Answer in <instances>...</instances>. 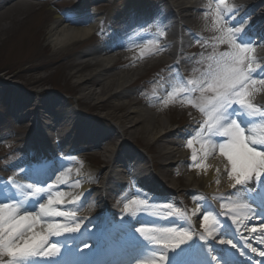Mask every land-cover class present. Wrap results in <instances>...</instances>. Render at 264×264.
I'll return each instance as SVG.
<instances>
[{
  "label": "rangeland",
  "instance_id": "374dc122",
  "mask_svg": "<svg viewBox=\"0 0 264 264\" xmlns=\"http://www.w3.org/2000/svg\"><path fill=\"white\" fill-rule=\"evenodd\" d=\"M75 1L58 0L50 4L51 2L47 0H36L38 4L31 6L28 11H18L14 8L0 16V174L9 175L15 165L33 160L38 161L42 159V155L55 161L72 150L77 156L86 153V156L80 158L82 162L90 165L92 170L100 169L99 178L91 181V186L93 185L94 188L101 184V179L105 177L104 172L109 167L105 165L119 150L118 154L125 161L128 160L127 155L131 157L132 152L139 153L143 163L139 162L135 167L140 171L143 170V175L155 176L161 181L165 175L156 167L154 156H157L158 152L161 154L162 145L163 149L167 146L172 147L171 142H184V139L180 137L181 133L187 132L193 122L205 120L204 114L199 111L201 107L206 108L200 93L192 98H188L186 94L182 97L173 94L176 93L175 86L183 84L179 77L186 75L190 82H196L192 85L199 84L204 77H207L210 70L221 67V63H218L221 58L220 54L232 51L227 44L219 42L217 39L219 32L213 30L212 20L215 11L196 16L194 14L189 20L183 22L185 26L181 32V39H184L185 43L180 49L176 45L169 48L168 50L172 52L171 57L163 55L162 58L158 56L149 61L150 58L146 57L147 53H162L160 48L155 47L156 44L155 46L150 44L148 48L137 52L136 55L120 61L119 65L127 66L126 70L124 69L121 73L130 77L131 84L123 96L112 97L113 90L119 87L114 85L100 101H90L84 98L88 92L78 87L77 78L72 76L75 71L72 65L80 61L94 62L93 58L83 56L95 50L93 47L95 43L98 44V41L102 40L100 34L106 37L111 27L120 34L126 33L137 23L133 17H138L139 25L143 26L144 30H152V33L158 32L162 28L164 3L170 0H83L85 9H92L104 18L102 26H98L94 36L62 50H55L48 42L49 28L57 14L67 12ZM193 1L195 0H185L186 3ZM114 15L118 19L110 22L108 19ZM143 16L148 18L142 20ZM165 38L177 40L176 37L170 35H166ZM178 52L181 54L178 55ZM108 56L102 54L101 59L109 58ZM118 58L120 56L112 57V63ZM165 61L169 62L165 63ZM142 63H145L143 67L137 66ZM95 69H90L89 73H93ZM116 74H119L118 70ZM91 75L93 77L95 74ZM105 79L99 78L106 84L107 79ZM35 80L39 82L32 84ZM170 83L175 86L169 93H166L165 90ZM85 88L86 91L89 89L99 94L101 92L100 86L89 84ZM257 89L258 87H255L252 91L251 102L254 92L256 94L254 101L264 105V89L260 91ZM148 93L166 94V98L159 102L158 106L148 105V99L145 97ZM204 98L211 99L212 94L205 93ZM44 104H49V106L44 107ZM103 104L107 106V109H101ZM116 106L124 107V113L136 111L142 114V110H148L151 117L145 128L150 125L157 131L159 125L155 123L164 121L172 135L160 141L161 145H156L153 140L155 132L153 131L154 134L143 133L139 126L137 133H141L140 135L128 136L120 133L113 141H108L110 138L106 139V137L109 133L116 129L121 131L118 122L125 116L122 112L120 114L114 112ZM19 108L20 115L16 114ZM71 116L75 119H67ZM140 116H136L135 119H140ZM82 121H88V126L94 130L89 133L97 132L105 135L97 143L104 150L94 149L96 145L92 144L93 141H88L86 137H79ZM67 139L69 141L64 144ZM180 149L184 150V147ZM118 165H121L119 161L113 164V172L118 178L123 177L124 179L127 175L126 173L118 174L120 171L117 168ZM188 166L181 153L180 156L172 158V162L165 163L166 169L164 170L170 172L168 180L178 182L174 196L163 197L160 201L162 202L160 208L168 213L178 215L185 209H194L199 200L196 197L203 198L202 191L193 189L186 183L185 175ZM128 171L126 169V172ZM117 181L115 180V184ZM117 184L111 183V188L118 189ZM119 201L115 199L114 202L111 198L109 203L117 207L116 202L120 203ZM201 221L203 222L202 218ZM7 260V257H0V264H6Z\"/></svg>",
  "mask_w": 264,
  "mask_h": 264
},
{
  "label": "bare ground",
  "instance_id": "6f19581e",
  "mask_svg": "<svg viewBox=\"0 0 264 264\" xmlns=\"http://www.w3.org/2000/svg\"><path fill=\"white\" fill-rule=\"evenodd\" d=\"M46 1V0H45ZM208 0H195L190 3H186L185 0H170V2L164 3V33L168 32L170 36L176 37L180 41V44H184L181 40L180 33L183 30L184 21L189 20L194 14H203L206 12H210L215 10L214 2H207ZM229 4L227 7L235 9L234 12L230 13L229 15L235 16V19L230 21L229 27L236 29L237 27L243 25L244 28H247L246 35L253 36L255 34L260 35V40L258 39L255 45L258 46L256 50L260 53L253 54L254 59L256 61L263 62V66L258 68L257 71L263 73L264 72V0H228ZM12 4V6H10ZM38 4L36 0H0V16H3L8 11L17 8L18 11H28L31 6ZM10 6V7H8ZM242 7L244 10L243 13L238 12V8ZM4 11V12H3ZM3 12V13H2ZM240 14V15H239ZM205 20V17H204ZM248 21L245 24V21ZM100 18L93 13H88V11L83 10L82 8L78 10H73L69 12L66 16L58 14L55 17V21L51 24L49 31H48V42L55 50H62L68 46L75 44L76 42L86 40L90 38L96 31L97 27L99 26ZM183 27V28H182ZM163 43L158 44V48L161 49L162 53L165 56H171V50L169 48L173 47L177 43L178 40L170 41L168 39L163 38ZM160 42V38H159ZM124 42H120L119 40L114 42L112 45H107L103 49H99L92 53H87L83 57L93 58L96 59V55H109L108 57H116L120 54V52L126 47L123 46ZM179 45V44H178ZM101 59L99 61L89 62L80 61L76 64L72 65V68L75 71L73 72L72 76L77 78L78 80V87L84 89L86 95L84 98L90 101H100L102 96L105 93L109 92L110 88L114 85H118L119 87L116 90H113L110 93H113L112 97H120L125 94V90L127 87H130L131 84L129 82L130 77L127 74L119 73L116 74V65L112 64L113 59ZM96 68L93 73H89L90 69ZM90 74H95L90 76ZM264 76V73H263ZM92 77V78H91ZM100 77L106 78L107 81L104 82L99 80ZM105 79V80H106ZM39 81L35 80L32 84H37ZM92 84L94 86H100L101 92L100 94L94 90H87L85 86ZM109 93V94H110ZM109 99V98H108ZM32 98L28 101L31 102ZM136 105V104H134ZM48 107L49 104H44V107ZM101 109H107L106 105H101ZM256 108L259 106L255 105ZM114 112L120 114L121 112L125 114L121 119H119V130H113L112 133H109L106 139L114 140L120 133L123 135L134 136L139 131L138 127L141 126V130L148 134H152L153 131L155 132L153 136L154 143L156 145L159 144L160 141L165 140L166 138L170 137L172 133L168 130L167 123L162 121L155 123L159 125L157 131L154 130L153 126L148 125L146 128V124L148 123V119L151 117V113L148 110H142V114L132 111V113H124L125 109L121 106L114 107ZM262 110V109H261ZM21 110L17 111L16 114L20 115ZM29 115V114H28ZM26 115V116H28ZM140 116V119H135L136 116ZM75 119L68 117L67 119ZM29 119V117H28ZM242 122H244V126L246 128H250L251 132H246V135H251L252 137L259 139L264 137V119L259 117L257 114L255 120H249L246 118H240ZM30 120V119H29ZM78 122H81L78 120ZM88 121H82V129L81 137L91 138V140L102 139L105 135L101 133L93 132L89 133L90 131H94L88 126ZM203 124L200 125V127ZM145 129H143V128ZM199 127V128H200ZM198 128V129H199ZM141 132V131H140ZM193 145L191 149L187 147V141L180 143L171 142L170 145L172 147L167 146V148L161 147V154L158 152L157 156H154V161L156 160V167H158L163 173L164 177L167 179L159 180L156 179L155 176L152 177L150 175H143V170H139L135 167V161L137 160V155L128 156L129 159H133L128 165L123 164V167L120 168V174L126 175L137 185L140 186L144 193L151 196L154 200L162 199L164 196H174L175 191L177 192V185L178 182L172 180L170 182L169 179V171L164 170L166 169L165 163L172 162V158L180 156V153L183 154L184 162L187 163L188 170L186 173V183L188 186H191L193 189L199 190L203 192V201L200 203L199 206H196L194 209L189 210L188 212H183L180 215L171 214L165 212L161 208L155 210L153 218L160 222H165L169 225L173 226H183V227H190L192 229H200L201 226V213L202 210L205 209H214L216 212H221L227 217H230V220H235L236 223H232L239 231L240 237L243 240H248L249 243L253 244V240L257 237L262 236L263 233L258 230L256 232L248 231L249 228H257L258 224L257 220L252 219L250 209L248 206L244 209L241 214L235 215L231 212L222 209L220 205L222 204V200H228V204L230 206H235L236 201L233 196L241 190L238 189L234 190L232 188V181L227 179V171L228 165L227 161L223 160V157L218 156V154L213 151L211 155L207 156L206 158L202 157V150L200 147V142L196 139V131L193 132ZM90 134V135H89ZM141 134V133H140ZM139 134V135H140ZM204 136H207V132L204 133ZM182 137V134L180 135ZM142 138V137H140ZM223 137H216L214 139L221 140ZM69 139L65 140L64 144L67 143ZM155 145V144H154ZM184 147V150L180 148ZM181 150V151H180ZM119 152V150H118ZM117 154L112 156L109 162L108 169L115 165L118 161H120ZM193 153L196 154L197 160L195 162L192 161ZM42 165H37V167L31 169H25L23 174H20L16 178L10 180L14 181L13 184L3 183L0 182V199L8 201L11 199L13 203H18L21 198L25 196V193L28 197H31V190L29 188H25L26 184H29V175L32 174L34 171H43L41 172L38 177H36V182L39 181H46L51 178L52 172L57 169V177L52 181V184H57L56 188L52 189V193H59L63 192L65 197L64 203L66 206L70 204V200L72 198H78V201L82 200L83 202L91 201V206L101 209L102 207H108V199L113 197L114 191L111 188V183L114 179H118L112 172L107 171V179L100 186L94 194L93 197L90 192V185L91 181L94 180L101 174V171L94 172L90 168L89 165L81 163L80 159L74 155V153H69L66 158H64L60 163H52L51 161L45 160L43 158ZM138 161V160H137ZM138 162H142L143 160H139ZM203 163L207 167V172L204 171L203 168L197 171L196 165ZM130 165V166H129ZM108 166V165H107ZM168 166V165H167ZM124 168V169H123ZM126 169L129 171L126 172ZM217 169H219V174L217 175ZM31 171V172H30ZM177 171V170H176ZM46 173V174H44ZM106 173V172H105ZM127 176H125L127 178ZM121 180V179H120ZM140 180V182H139ZM217 180L219 183H217ZM60 181H67V183H58ZM9 182V181H8ZM111 182V183H110ZM79 183L81 185L80 188H76L75 185ZM51 185H47L46 188L50 187ZM235 193V194H234ZM91 196L93 198H91ZM39 199H44L41 197ZM28 207L30 209L37 208L36 202H29ZM203 208V209H202ZM139 216L133 217L130 221L124 222L122 225H116L115 229L111 232V235H115V233L121 232L127 226L133 224ZM58 222L60 223H69L65 221L63 218H57ZM232 220V221H233ZM113 233V234H112ZM79 236L75 235L74 233L65 232V235L62 237H53L50 238L49 243H52L54 240L57 245H64L69 244L71 245L74 241L78 239ZM217 237V233H211L210 237L207 238V242H210L211 239ZM93 240V243L97 242V236H88ZM219 238V237H218ZM47 247V246H46ZM133 250V248H131ZM128 253V252H125Z\"/></svg>",
  "mask_w": 264,
  "mask_h": 264
},
{
  "label": "snow or ice",
  "instance_id": "6c2138e0",
  "mask_svg": "<svg viewBox=\"0 0 264 264\" xmlns=\"http://www.w3.org/2000/svg\"><path fill=\"white\" fill-rule=\"evenodd\" d=\"M234 11L235 9L227 7L226 0H218L215 4L212 20L213 30L219 32L217 37L219 42L227 44L232 51L221 53V67L209 74V79L204 82L203 87L197 86L206 108L199 109L204 114L205 120L203 125L196 130V139L200 142L202 159L215 151L218 156L227 161V179L233 182L232 188L237 190L239 186L238 190L251 193L253 188H249L248 185H254L264 177V137L256 139L251 135H246V132L250 133L251 129L243 126L239 122V118L255 120L257 114L264 118V111L253 107L251 103L252 91L257 83L264 85V76L257 78L252 76L259 66L253 55L257 45L254 42L252 45L238 42L242 40L241 33L244 31V26L241 25L236 29L225 26L235 19V16L229 15ZM247 22L246 20L245 24ZM205 93H211L212 98L205 99ZM193 107H195L194 104ZM205 132H207V136H204ZM216 137L226 139L216 140L214 139ZM193 143V139L189 138L187 147L191 149ZM196 160L197 156L193 153L192 161ZM196 168L197 171L203 168L207 172V167L203 163L196 165ZM218 174L219 169H217ZM5 183L13 184L15 182ZM58 183H67V181ZM217 183H219L218 180ZM57 186V184H52L42 191L39 187L33 188L30 185H25V188H30L33 194L31 197L25 193L18 203L0 199V257H7L9 264H39L41 260H47V264H53V260L60 253V248L54 240L49 243L50 238L62 237L66 231L69 233L80 231V224L74 223V211L64 203L67 197L63 192L52 193V189ZM75 187L80 188L81 185L77 183ZM41 196L44 199H39ZM29 202H36L37 208L30 209ZM77 203L78 198L70 200L71 205H77ZM137 203L136 200L132 201V204ZM141 206L144 207V205ZM124 207L125 210L128 209L127 204ZM220 207L239 216L247 206L236 204L233 207L222 203ZM209 212L213 214L206 213L202 216L205 229L208 228L209 222L217 223L213 216L222 215L214 209H209ZM57 218H63L69 223H60ZM232 223L234 224L236 221L233 220ZM220 224L225 229L229 227L223 221H220ZM249 230L251 232L258 231L257 228ZM136 231L144 240L150 241L149 247L173 252L193 239L186 232L177 231L174 228L141 227ZM149 231L153 233L152 237L145 235ZM221 235L223 237L224 233ZM217 242L220 245H225L228 240L221 238ZM231 246L229 245V247ZM249 247L255 255L264 256V247L260 251ZM182 251H188V249H182ZM157 255L161 261L168 260L167 252L162 251ZM208 264H212L211 257ZM260 264H264V261H261Z\"/></svg>",
  "mask_w": 264,
  "mask_h": 264
}]
</instances>
